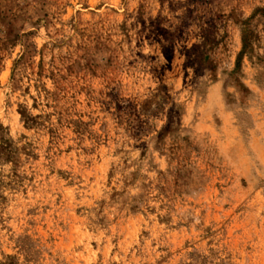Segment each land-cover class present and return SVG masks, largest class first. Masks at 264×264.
<instances>
[{"label":"rangeland","instance_id":"obj_1","mask_svg":"<svg viewBox=\"0 0 264 264\" xmlns=\"http://www.w3.org/2000/svg\"><path fill=\"white\" fill-rule=\"evenodd\" d=\"M0 264H264V0H0Z\"/></svg>","mask_w":264,"mask_h":264}]
</instances>
